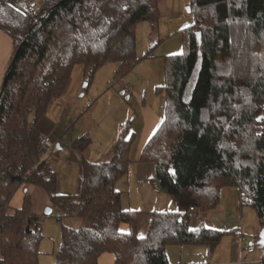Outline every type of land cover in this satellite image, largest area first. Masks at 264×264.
Instances as JSON below:
<instances>
[{
    "label": "trees",
    "instance_id": "16d2710c",
    "mask_svg": "<svg viewBox=\"0 0 264 264\" xmlns=\"http://www.w3.org/2000/svg\"><path fill=\"white\" fill-rule=\"evenodd\" d=\"M161 1L46 0L31 10L27 0H0V30L13 46L0 89V264H39L44 236L31 196L8 213L21 187L43 190L58 209L54 264H98L106 253L113 264H170L168 247H203L209 258L235 232L204 222L192 228L191 218L176 212L123 210L116 184L128 174L134 140L126 128L107 161L81 157L84 137L72 143L70 157L79 154L74 196L58 192L50 161L32 157L33 129L65 93L73 68L91 66L90 79L110 63L118 66L116 79L130 73L141 60L136 29L157 28ZM189 14L194 23L181 33L183 52L164 58L157 90L165 95L163 120L138 162L153 165L150 184L193 201L201 216L218 206L223 187L236 188L239 210L252 208L263 229L264 0H189ZM143 57L152 58V49ZM63 219L87 226L68 227Z\"/></svg>",
    "mask_w": 264,
    "mask_h": 264
},
{
    "label": "rangeland",
    "instance_id": "374dc122",
    "mask_svg": "<svg viewBox=\"0 0 264 264\" xmlns=\"http://www.w3.org/2000/svg\"><path fill=\"white\" fill-rule=\"evenodd\" d=\"M160 4L157 28L152 30L147 23H141L136 29V56L141 60L130 73L116 79L114 76L118 66L110 63L97 70L90 79L91 66H75L65 93L50 105L44 118L34 127L30 144L34 160L39 159L36 151V136L39 133L48 135L55 144L53 151L43 159L50 161L55 170L61 194L74 196L77 192L78 163L74 157L79 158V154L74 153L70 157L72 143L84 137L87 143L81 157L91 163L106 161L112 155L108 153L111 147L114 148L120 131L126 128L127 136L133 134L134 140L129 151L131 164L128 174L118 181L122 185L119 188L120 198H172L156 182L149 183L147 189L155 186L158 192H163L159 196L153 190L146 192L137 182L138 160L164 116L165 95L162 90L157 91L164 86V58L183 52L181 33L194 23L188 10L189 0H162ZM150 49L153 57L145 59L143 56ZM198 70L199 64L196 65L192 83ZM141 165L153 168L151 164ZM26 193L31 196L32 211L38 216L44 236L39 245L40 264H54L60 245V227L56 221L59 212L50 204L48 195L34 186L21 187L12 197L8 213L21 208ZM219 198L218 206L207 214L205 225L227 231V225H234L238 218L236 224L240 228L237 189L223 187ZM230 209L234 212H228ZM47 210H50V214H46ZM242 210L245 213L246 231L242 258L245 257L246 264H260L258 242L261 229L254 210L250 207ZM62 222L75 229L87 226L79 219H63ZM195 222L196 218H192V228L198 226ZM143 227L146 228V224ZM119 230L122 233L128 231L126 225H121ZM252 230L253 238L250 235ZM140 233L143 234L142 230ZM231 236H237V232L227 235L226 239Z\"/></svg>",
    "mask_w": 264,
    "mask_h": 264
},
{
    "label": "crops",
    "instance_id": "0c3cea01",
    "mask_svg": "<svg viewBox=\"0 0 264 264\" xmlns=\"http://www.w3.org/2000/svg\"><path fill=\"white\" fill-rule=\"evenodd\" d=\"M161 6V4H160ZM13 54V46L11 38L0 30V89L2 86L3 77L8 66V63ZM113 146V145H112ZM113 148L111 147L109 154H112ZM107 155V156H108ZM106 156V157H107ZM111 158V157H110ZM109 158V159H110ZM103 159L102 161H104ZM99 161V162H102ZM107 161V159H106ZM154 177V169L148 165L138 164L137 171V182L138 186L146 192L148 190L154 191L158 196L163 192H158L156 187L151 185L150 189H147L148 184L151 179ZM58 192L59 191V183ZM122 186V185H121ZM119 182L116 184V190L121 194V187ZM130 184L127 186V188ZM61 194V193H60ZM63 195V194H62ZM221 200V199H220ZM121 207L125 211H142L145 213L148 212H176L178 214L184 215L187 208L194 207L197 209L196 204L193 201L188 200L186 198H122L121 199ZM228 212H234L231 209ZM240 228L238 224H236L235 219L234 225H227L228 229H234L237 232V236H231L232 238L226 239L224 237L220 244L215 249L213 255L211 257H207L206 251L203 247H168L166 252L169 259L170 264H246L245 257H243V250L245 248L244 244V236H245V213L243 210H237ZM251 217V214H250ZM196 224L199 226L200 223H205V218L207 215L201 216L198 213L195 215ZM147 222V217L144 218V221L140 227V232L144 231L143 225ZM229 223V222H228ZM196 226L195 228H197ZM235 227V228H234ZM128 229V228H127ZM247 229V227H246ZM249 232V231H248ZM251 237L253 238L254 230L250 232ZM111 254H103L98 259V264H113V256H109ZM261 262V259H260ZM54 263V262H53ZM40 264V260H39ZM52 264V263H51Z\"/></svg>",
    "mask_w": 264,
    "mask_h": 264
},
{
    "label": "built area",
    "instance_id": "2783aa9c",
    "mask_svg": "<svg viewBox=\"0 0 264 264\" xmlns=\"http://www.w3.org/2000/svg\"><path fill=\"white\" fill-rule=\"evenodd\" d=\"M46 0H27V6L31 10L39 9L45 5ZM55 147L54 142L46 134L39 133L36 136V151L39 158L45 157L47 154L51 153ZM198 213L197 209L194 207L187 208L185 216L189 218H194Z\"/></svg>",
    "mask_w": 264,
    "mask_h": 264
},
{
    "label": "water",
    "instance_id": "95a60500",
    "mask_svg": "<svg viewBox=\"0 0 264 264\" xmlns=\"http://www.w3.org/2000/svg\"><path fill=\"white\" fill-rule=\"evenodd\" d=\"M197 40H198V43L200 44V34L199 33H197ZM46 214H50V210H47L46 211ZM258 245L261 246V247L264 246V228L261 229V231L259 233V242H258Z\"/></svg>",
    "mask_w": 264,
    "mask_h": 264
}]
</instances>
